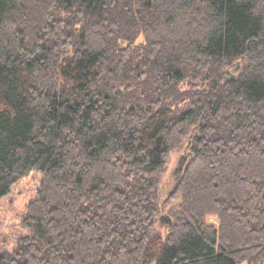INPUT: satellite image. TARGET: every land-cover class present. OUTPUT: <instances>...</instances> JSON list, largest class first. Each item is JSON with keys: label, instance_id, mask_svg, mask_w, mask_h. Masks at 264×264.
Returning <instances> with one entry per match:
<instances>
[{"label": "trees", "instance_id": "trees-1", "mask_svg": "<svg viewBox=\"0 0 264 264\" xmlns=\"http://www.w3.org/2000/svg\"><path fill=\"white\" fill-rule=\"evenodd\" d=\"M32 172L0 264H264V0H0V199Z\"/></svg>", "mask_w": 264, "mask_h": 264}, {"label": "rangeland", "instance_id": "rangeland-1", "mask_svg": "<svg viewBox=\"0 0 264 264\" xmlns=\"http://www.w3.org/2000/svg\"><path fill=\"white\" fill-rule=\"evenodd\" d=\"M141 42H143L142 36L139 37L136 45ZM232 75V71L222 74L223 78L227 80L234 78ZM183 157H186V154L181 151L171 152L167 171L159 184L158 192L163 207L157 217L156 229L163 235L171 223V215L178 204V200H169L168 198L182 172ZM40 184V175L32 172L14 184L10 189V194H5L0 199V255L12 252L17 242L20 241L19 239L28 234L26 229L22 227V220L29 203L37 198ZM208 221L215 225L218 223L214 217H211Z\"/></svg>", "mask_w": 264, "mask_h": 264}, {"label": "water", "instance_id": "water-1", "mask_svg": "<svg viewBox=\"0 0 264 264\" xmlns=\"http://www.w3.org/2000/svg\"><path fill=\"white\" fill-rule=\"evenodd\" d=\"M185 161H186V157H183V164L185 163Z\"/></svg>", "mask_w": 264, "mask_h": 264}]
</instances>
